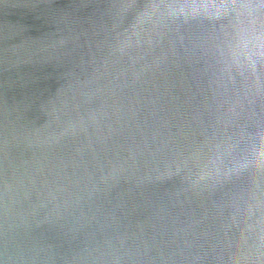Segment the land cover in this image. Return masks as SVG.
<instances>
[{
	"label": "water",
	"instance_id": "obj_1",
	"mask_svg": "<svg viewBox=\"0 0 264 264\" xmlns=\"http://www.w3.org/2000/svg\"><path fill=\"white\" fill-rule=\"evenodd\" d=\"M0 264H264V0H0Z\"/></svg>",
	"mask_w": 264,
	"mask_h": 264
}]
</instances>
